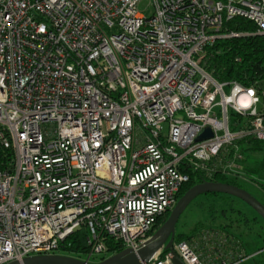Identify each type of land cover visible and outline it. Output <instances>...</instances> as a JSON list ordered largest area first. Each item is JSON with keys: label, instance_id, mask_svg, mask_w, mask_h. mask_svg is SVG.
Wrapping results in <instances>:
<instances>
[{"label": "built area", "instance_id": "obj_1", "mask_svg": "<svg viewBox=\"0 0 264 264\" xmlns=\"http://www.w3.org/2000/svg\"><path fill=\"white\" fill-rule=\"evenodd\" d=\"M235 19L256 32H225ZM252 36L264 0H0V264L66 255L82 230L70 257L101 262L108 241L138 251L192 177L251 181L240 145L264 143V91L202 62ZM211 238L174 250L185 264L252 258L229 261Z\"/></svg>", "mask_w": 264, "mask_h": 264}, {"label": "trees", "instance_id": "obj_2", "mask_svg": "<svg viewBox=\"0 0 264 264\" xmlns=\"http://www.w3.org/2000/svg\"><path fill=\"white\" fill-rule=\"evenodd\" d=\"M224 30L225 32H248L250 34L256 32L252 23L242 19L226 22ZM202 66L218 82H237L242 86H256L259 91H264V39L252 36L221 40L205 50ZM240 146L247 160L244 164L245 171L251 177V181L247 183L234 181L222 175H215L212 179H206L203 176L197 179L192 177L191 181L182 187L179 199L194 186L205 182L224 183L244 190H246L244 185H248L263 194L264 187L255 180V177L264 174V143L248 139ZM256 156L259 158L256 159ZM254 160H258V165L249 166V164L256 163ZM257 200L264 204L261 200ZM188 210L197 215L196 223L188 232L176 233V244L184 241L204 240L209 233L212 236L208 242L209 248L217 254L223 253L229 261L252 256L258 251L260 252L257 256H264V221L241 200L224 194H206L197 198ZM169 216L170 212L157 221L156 231L168 220ZM86 235V231L82 230L71 237L64 246L66 255L84 252L87 249ZM107 243L111 254L123 251L121 244L113 241ZM257 248L258 251H256ZM257 256L242 264H264V262L255 261Z\"/></svg>", "mask_w": 264, "mask_h": 264}, {"label": "water", "instance_id": "obj_3", "mask_svg": "<svg viewBox=\"0 0 264 264\" xmlns=\"http://www.w3.org/2000/svg\"><path fill=\"white\" fill-rule=\"evenodd\" d=\"M211 137L212 133L208 129L198 138L197 142ZM206 194H224L239 199L264 221V204L246 190L224 183L205 182L194 186L179 199L174 209L170 212L168 220L156 231L146 246L138 251L126 249L99 263H88L64 255H49L29 257L10 264H148L162 251H169L172 254L173 264H185L174 250L176 228L180 218L189 206L197 198Z\"/></svg>", "mask_w": 264, "mask_h": 264}, {"label": "rangeland", "instance_id": "obj_4", "mask_svg": "<svg viewBox=\"0 0 264 264\" xmlns=\"http://www.w3.org/2000/svg\"><path fill=\"white\" fill-rule=\"evenodd\" d=\"M259 157L256 156V159H258ZM256 163L253 164H249V166H257L258 165V160H254ZM256 164V165H255ZM255 180L257 182H259L260 185H262L264 187V174H259V177H255ZM244 188L247 190V192H249L252 196H254L255 198L261 200L264 203V195L262 193H260L258 190H256L255 188L248 186V185H244ZM248 210V209H247ZM250 211V210H249ZM251 212V211H250ZM196 218L197 215H194L190 212V210H186L185 213L182 215V217L179 220V223L177 225L176 228V233H181V232H188L189 229L191 230L192 227L194 226V224L196 223ZM260 247V246H259ZM256 251H258V248L256 249ZM260 251L255 252L254 255H252V258L257 256L259 254ZM64 255V254H63ZM66 256V255H64ZM111 257V256H109ZM108 257V258H109ZM251 260V259H249ZM247 260V262L249 261ZM100 260H97L96 263H98ZM255 261L257 263H263L264 262V256L260 257L257 256L255 258ZM246 262V261H245Z\"/></svg>", "mask_w": 264, "mask_h": 264}, {"label": "bare ground", "instance_id": "obj_5", "mask_svg": "<svg viewBox=\"0 0 264 264\" xmlns=\"http://www.w3.org/2000/svg\"><path fill=\"white\" fill-rule=\"evenodd\" d=\"M240 103L242 104V105H247L248 104V101H246L245 99L244 100H240Z\"/></svg>", "mask_w": 264, "mask_h": 264}]
</instances>
